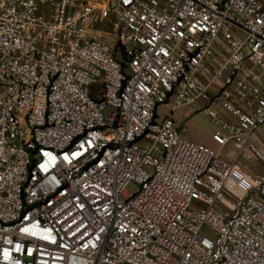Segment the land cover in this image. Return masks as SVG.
I'll use <instances>...</instances> for the list:
<instances>
[{
  "label": "built area",
  "instance_id": "1",
  "mask_svg": "<svg viewBox=\"0 0 264 264\" xmlns=\"http://www.w3.org/2000/svg\"><path fill=\"white\" fill-rule=\"evenodd\" d=\"M0 264H264V0H0Z\"/></svg>",
  "mask_w": 264,
  "mask_h": 264
},
{
  "label": "rangeland",
  "instance_id": "2",
  "mask_svg": "<svg viewBox=\"0 0 264 264\" xmlns=\"http://www.w3.org/2000/svg\"><path fill=\"white\" fill-rule=\"evenodd\" d=\"M107 40L113 42L114 37L108 36ZM203 101L204 99L196 100L191 105L193 112L190 113L188 117H185L180 122H178L177 126H184L186 128V132L184 134L185 138L202 143L211 148L213 151L220 152V154L223 156H229L232 144L228 143L227 145L220 147L212 139V133L215 129V124L210 120L209 117L202 115L199 111L203 105ZM213 107H215V105H213ZM204 232L207 233L208 231L204 229Z\"/></svg>",
  "mask_w": 264,
  "mask_h": 264
},
{
  "label": "crops",
  "instance_id": "3",
  "mask_svg": "<svg viewBox=\"0 0 264 264\" xmlns=\"http://www.w3.org/2000/svg\"><path fill=\"white\" fill-rule=\"evenodd\" d=\"M203 105L201 107H203L206 104V101L204 100ZM192 105V104H191ZM184 106V107H180V108H176L172 111L171 116L175 122V124L177 125L178 122H180L183 118L188 117L190 113L193 112L192 106ZM170 113V107L168 105H161L158 109V114L160 116H164L166 114Z\"/></svg>",
  "mask_w": 264,
  "mask_h": 264
}]
</instances>
